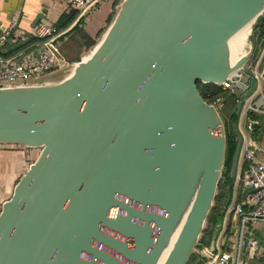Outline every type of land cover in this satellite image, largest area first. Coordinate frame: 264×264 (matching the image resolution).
I'll return each instance as SVG.
<instances>
[{"label":"water","instance_id":"1","mask_svg":"<svg viewBox=\"0 0 264 264\" xmlns=\"http://www.w3.org/2000/svg\"><path fill=\"white\" fill-rule=\"evenodd\" d=\"M263 16L264 0H121L85 59L1 87L0 145L39 153L1 204L0 264H158L178 228L162 264H201L227 142L198 83L244 68L239 115L253 47L228 43Z\"/></svg>","mask_w":264,"mask_h":264},{"label":"built area","instance_id":"2","mask_svg":"<svg viewBox=\"0 0 264 264\" xmlns=\"http://www.w3.org/2000/svg\"><path fill=\"white\" fill-rule=\"evenodd\" d=\"M101 1L71 0V5L78 11V18H81L95 9ZM254 26L255 24L248 35L253 50L246 67L251 69L256 87L242 103L237 116L236 125L242 141L231 194L224 207L213 248H210L209 243L197 248L198 253L205 256L201 264H254L258 257L260 241L249 233V225L264 217V162L256 157L257 147L253 138L254 134L260 136L259 115L264 114V37L258 40V30ZM14 30L15 22L12 21L0 31V48L13 37ZM62 33L55 24L38 22L30 33L35 39L32 48L11 56L0 55V88L32 83L67 67L69 62L56 44ZM249 82L250 76L244 72V68L237 70L224 82L213 84L226 95L207 102L222 114L227 98H232L235 104L238 97L249 88ZM241 168L244 169V174ZM231 235L233 239L230 238Z\"/></svg>","mask_w":264,"mask_h":264},{"label":"crops","instance_id":"3","mask_svg":"<svg viewBox=\"0 0 264 264\" xmlns=\"http://www.w3.org/2000/svg\"><path fill=\"white\" fill-rule=\"evenodd\" d=\"M120 3L121 0H102L95 9L84 17L78 18V11L72 7L71 0H0V31L10 22H15L13 37L0 48V55L16 54L13 53L15 48L26 45L34 39L30 33L34 27L33 21L39 14H41L39 22L44 21L59 26L67 21L65 28L61 29L63 33L56 40L60 50L69 59L68 66L62 72H58L59 75L57 73L59 77L68 67H72L87 56L109 25L113 18L112 14L116 12ZM72 15L73 18L68 22ZM32 45L34 43L23 50L32 48ZM58 77L54 74L49 77V81L56 80ZM259 120L261 121L258 127L260 136L254 134L253 138L257 147L255 148L256 157L264 162V114L259 115ZM38 153V149H28L19 145H0V208L1 204L11 196L16 182ZM241 172L244 174V169L241 168ZM221 217L222 215L216 219L213 226H209L207 220L200 239L201 244L210 243L212 235H216ZM208 227L212 231L210 238L205 235ZM249 231L255 237H259V233H264V217L252 221ZM230 238L233 239L232 235ZM253 263L264 264V245L261 242L258 257Z\"/></svg>","mask_w":264,"mask_h":264},{"label":"trees","instance_id":"4","mask_svg":"<svg viewBox=\"0 0 264 264\" xmlns=\"http://www.w3.org/2000/svg\"><path fill=\"white\" fill-rule=\"evenodd\" d=\"M114 14H115V12H113L112 15L114 16ZM72 18H73V15L69 18L68 22ZM66 23H67V21L65 23H63L62 25L60 24L58 26L59 29H64L66 26ZM254 28H255V30H258V33H257L258 34V40H261L264 37V17H262L259 21H257L255 23ZM34 41H35V39H31V41L28 44L17 47L13 50L14 52L13 51L12 52L17 54V52H19L21 49L23 50V48H26L27 46L31 45L32 43H35ZM9 56H11V55H9ZM198 88H199V92H200L201 96L206 101H211L215 97L226 95V93L224 91H222L221 89H219L218 87H216L213 84L198 83ZM229 99L232 100L231 106L233 107V104H234L233 99L228 97L227 102H229ZM230 112H231V108H230V111L227 113L228 117H229ZM228 121L230 122V124L232 122H236L237 116L232 115L231 117H229ZM226 142H227V144H226V159H225L224 169H223L221 180L218 184L217 194H216L215 199H214V205H213V207L209 213L208 219H207L209 226L210 225L213 226L216 219L222 215L224 207L228 203L229 198H230V194H231V187H232L233 179H231L229 176V170H230V166H231L232 155H233V152L235 150V135L232 131V127H231L230 131L226 132ZM211 232H212L211 229H209V227H208L205 230V235L210 238Z\"/></svg>","mask_w":264,"mask_h":264},{"label":"bare ground","instance_id":"5","mask_svg":"<svg viewBox=\"0 0 264 264\" xmlns=\"http://www.w3.org/2000/svg\"><path fill=\"white\" fill-rule=\"evenodd\" d=\"M251 29H252V26H251V23L247 24L246 26H244L241 30H239L230 40H229V50H230V55L233 56H237V57H240L242 56L243 54H245L249 47H250V44H249V41H248V35L250 34L251 32ZM243 45V47H242ZM87 57V56H86ZM85 57V58H86ZM84 58V59H85ZM179 229V228H178ZM178 229L176 230V232L174 233L173 235V238L171 240V244L177 234V231ZM171 244L169 245L168 248L165 249V251L163 252L158 264H162L170 247H171Z\"/></svg>","mask_w":264,"mask_h":264},{"label":"rangeland","instance_id":"6","mask_svg":"<svg viewBox=\"0 0 264 264\" xmlns=\"http://www.w3.org/2000/svg\"><path fill=\"white\" fill-rule=\"evenodd\" d=\"M252 38V40H254L253 39V37H251ZM242 47H243V45H242ZM64 54V53H63ZM64 56L67 58V60H69L68 59V57L64 54ZM231 101L232 100H229V102H226L225 104H224V106H223V113L221 114V116H222V118H223V121H224V124H225V127H226V132L227 131H230V129H231V124H230V122L228 121V119H229V117H228V115H227V113L230 111V108L232 109V103H231ZM195 258V256H193L192 257V259L189 261V263L188 264H191L192 263V260Z\"/></svg>","mask_w":264,"mask_h":264}]
</instances>
